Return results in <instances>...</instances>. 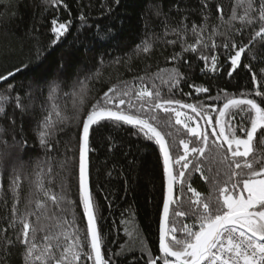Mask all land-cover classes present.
<instances>
[{
    "label": "trees",
    "instance_id": "16d2710c",
    "mask_svg": "<svg viewBox=\"0 0 264 264\" xmlns=\"http://www.w3.org/2000/svg\"><path fill=\"white\" fill-rule=\"evenodd\" d=\"M9 2L10 0H0V73L19 67L21 62L28 64L29 69L0 84V90L12 84L16 92L20 93L24 104L31 103L33 107L23 117L18 110L15 112L17 127L22 123L25 129L26 149L21 152L17 148L12 158L0 162V229L6 225L5 214L11 216L13 198L8 190V180L13 164L22 163L24 173L31 174L36 164L46 158V150L38 141L36 127L49 113L54 120L57 119V111L61 113V118H69L66 125H59L64 129L56 135L60 143L49 154L54 157L53 174L61 172V176L56 177L57 186L53 190L60 191L58 185L63 177L69 196L76 203L72 209L76 226L86 235V218L79 204V136L83 118L109 88L115 86L117 89H124L125 84L121 82H127L128 88L138 90L140 86L151 88L155 82L161 89L162 98L192 104L200 102L206 107L217 108L222 107L226 97L255 98L258 103L262 100V97L255 95L256 91L264 92V47H261L259 38L242 54L240 65L231 75L229 57L234 55V50H225L224 39L219 35L207 40V49L197 45L208 57L207 60L199 58L200 51L183 52L179 42L175 45L166 43L177 37L171 32L165 34V21L170 26H176L184 18L187 26L185 31L188 33L185 40L187 43H195L190 31L192 24H202L207 17L210 30L220 24L216 5H222L223 17L226 19L237 0H209L211 14L202 10V0H119V3L116 0H62V3L55 6L49 0H11L10 6ZM177 5L178 9L175 7ZM158 9H162V15L156 14ZM237 11L242 14V9L238 8ZM82 14L84 19L80 18ZM53 18L69 26V31L55 43V36L51 31ZM234 25L240 27L239 21L234 22ZM226 27L223 26L221 30ZM109 30L111 39L107 38ZM203 35L207 39L209 32L206 31ZM233 38L238 43L247 44L251 33L245 31L243 37L234 35ZM145 41L152 45L147 53L142 50ZM213 42L217 45L216 48H212ZM175 53L181 54L180 60L170 59ZM213 56L216 57L215 61ZM40 60L43 61L40 68L30 70ZM184 60L188 63H183ZM245 65H250V69ZM174 67H178L187 79L182 80L173 92H169L168 86L153 74L160 69ZM253 74L257 78L255 83ZM140 76H144L145 81L133 79ZM161 76L167 79L166 74ZM34 77L38 82H34ZM190 85L206 87L209 92L197 93L195 87ZM15 94L13 92L12 96ZM115 94L119 98V92ZM209 96L217 99L210 100ZM13 107L14 102L8 109L9 115L13 114ZM182 111L195 115L188 109ZM157 114L171 121V131L177 139L176 153L183 154L179 140H191L192 137L186 134L187 130L182 125H175L174 114H165L160 110H157ZM210 114L214 117L218 113L212 111ZM77 116L79 120L75 119ZM196 119L201 130H204V120ZM233 122L238 123L239 116L234 117ZM5 123L3 115H0V125ZM207 130L211 132L210 128ZM136 132L137 129L130 125L105 122L90 133V191L98 205L101 250L103 254L112 256L113 264H130L133 259L138 264H145L147 259L141 254L139 247L135 251V257L131 253L127 259L112 255L119 252L122 245L128 247L131 237L126 230L133 232V235L138 232L139 238L144 240L152 254L159 255V226L166 190L163 158L154 140H148L142 133ZM168 139L170 141L171 137ZM257 148L264 146L257 143ZM16 157L20 158L19 161ZM66 159L67 172L64 173L60 164ZM42 167L47 172V166ZM178 170L177 165L174 175L178 176ZM31 178L35 179V176L32 175ZM192 186L205 195L209 192V184L201 179L199 173H192ZM29 188L28 182L23 181L19 203L21 209ZM187 195L191 196V193ZM174 196H180L179 183L175 186ZM174 207L175 205H171V209ZM170 219L179 227L181 218L171 216V210ZM183 222L192 223L186 218ZM20 227L22 225L17 224V228ZM168 227H172V223ZM9 234H12L11 230ZM2 236L3 233L0 232V237ZM7 264H22L18 247L10 250ZM86 264L93 262L87 261Z\"/></svg>",
    "mask_w": 264,
    "mask_h": 264
},
{
    "label": "snow or ice",
    "instance_id": "6c2138e0",
    "mask_svg": "<svg viewBox=\"0 0 264 264\" xmlns=\"http://www.w3.org/2000/svg\"><path fill=\"white\" fill-rule=\"evenodd\" d=\"M49 2L55 6L62 3V0ZM116 2L119 3V0ZM10 3L11 0L9 6ZM175 7L178 9V5ZM238 8L242 9V14L238 13ZM202 10L211 14L209 0H202ZM216 12L220 14V24L210 30L207 17L202 24H192L190 31L195 43H187L185 40L188 33L185 31L187 26L184 18L176 26H170L165 21V34L171 32L177 37L176 40H167L166 43L175 45L179 42L183 52L200 51L199 58L207 60L208 57L197 45L207 49V40L219 35L224 39V49L234 50V55H230L229 59L232 69L235 70L241 63L242 54H245L257 38L261 47H264V0H237L226 19L223 17L222 5H216ZM156 14L162 15V9H158ZM80 18L84 19L83 14ZM236 21H239L240 27H235ZM51 24L55 43L69 31V26L56 18L52 19ZM223 26L227 27L221 30ZM206 31L209 32L207 39L203 35ZM245 31L251 33V38L247 44L238 43L233 36L243 37ZM107 38H112L111 30ZM151 47L145 41L142 50L147 53ZM216 47L213 42L212 48ZM170 59L180 60L181 54L175 53ZM212 59L215 61L216 57L213 56ZM42 63V60L38 61L30 70L39 69ZM183 63L187 64L188 61L184 60ZM245 67L250 69L251 66ZM26 69H29V65L21 62L19 67L0 73V82H7ZM161 74H166L167 79H163ZM153 75L168 86L169 92H173L182 80L187 79L178 67L160 69ZM133 79L143 82L146 78L140 76ZM252 79L255 83V74ZM34 82H38L35 77ZM121 83L125 84L124 89H117L115 86L109 88L101 100L91 106V110L82 120L78 180L79 204L86 218V235L76 226L77 221L72 213L76 203L70 198L63 177L58 185L60 191L53 190L57 186L56 177L61 176V172L53 174L54 157L49 154L60 143L56 135L64 129L59 125H66L69 118H61V113L57 111V119L54 120L49 113L36 127V135L40 145L46 150V158L36 164L31 174L24 173L22 163L13 164L9 174L8 190L13 203L11 216L5 214L6 225L0 229L3 233L0 237V264H7L10 250L17 247L21 253L22 264H86L87 261H92L93 264H113L112 256L103 254L101 250L98 205L95 204L89 188L90 133L105 122L130 125L137 129L136 134L142 133L146 139L154 140L163 157L166 181L163 215L159 226V255L152 254L144 240L139 238L138 232L133 235V232L126 230L131 241L127 248L122 245L121 250L113 253V256L127 259L131 253L135 257V251L139 247L141 254L147 257L145 264H264V148H257V143L264 146V92L255 93L257 97H262L260 103L255 98L226 97L222 107L217 108L206 107L200 102L192 104L178 99L162 98L161 89L155 82L151 88L140 86L138 90L128 88L127 82ZM195 91L207 93L209 89L195 87ZM13 92L16 93L14 97ZM117 92L119 98L115 94ZM208 99L217 98L209 96ZM13 102V114L9 115L8 109ZM174 105L178 107H173ZM32 107L31 103L24 104L20 93L16 92L12 84L0 90V115L6 121L4 125H0V162L12 158L17 148L21 152L26 149L25 129L22 123L17 127L15 112L18 110L23 117ZM183 109H188L195 115H189ZM157 110L174 114L175 125H182L187 130L186 134L192 137L191 140H179L183 154L176 153L177 139L171 131V121L160 117ZM212 111L218 114L213 117L210 114ZM236 116H239V122L234 124L233 118ZM196 118L204 120V130L200 129ZM75 119L79 120V117ZM193 122L196 126H193ZM209 128L211 132L207 130ZM16 159L19 161L20 158ZM44 165L47 166V172L43 170ZM177 165L178 176L174 175ZM60 169L67 172V159L60 164ZM193 172L199 173L201 179L209 184L206 195L192 186ZM32 175L35 179L31 178ZM23 181H27L30 188L21 209L19 203ZM177 183L180 196L170 199ZM187 193H191V196ZM170 205H175L171 209V216L181 218L179 227L170 219ZM184 218L192 223H184ZM169 223H172V227H168ZM17 224L22 227L17 228ZM9 230L12 231L11 235ZM130 264H138V261L133 259Z\"/></svg>",
    "mask_w": 264,
    "mask_h": 264
},
{
    "label": "water",
    "instance_id": "95a60500",
    "mask_svg": "<svg viewBox=\"0 0 264 264\" xmlns=\"http://www.w3.org/2000/svg\"><path fill=\"white\" fill-rule=\"evenodd\" d=\"M2 83H4V82H0V84H2ZM88 160H89V152H88ZM89 188H90V178H89ZM165 192H166V190H165ZM174 193H175V190H174ZM174 193L170 194V199L174 196ZM170 210H171V205H170ZM162 215H163V210H162ZM162 215H161V217H162Z\"/></svg>",
    "mask_w": 264,
    "mask_h": 264
},
{
    "label": "rangeland",
    "instance_id": "374dc122",
    "mask_svg": "<svg viewBox=\"0 0 264 264\" xmlns=\"http://www.w3.org/2000/svg\"><path fill=\"white\" fill-rule=\"evenodd\" d=\"M241 58H242V57H241ZM230 66H231V72L234 71V70L232 69L231 62H230ZM238 66H239V65H238ZM238 66H237V67H238ZM237 67H236V68H237ZM236 68H235V69H236ZM193 126H196V123H195V122H193ZM200 129H201V128H200Z\"/></svg>",
    "mask_w": 264,
    "mask_h": 264
}]
</instances>
